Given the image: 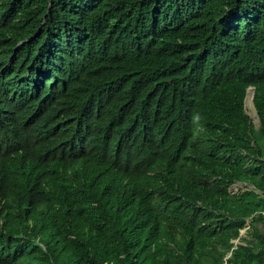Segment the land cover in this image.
I'll use <instances>...</instances> for the list:
<instances>
[{
    "label": "trees",
    "instance_id": "1",
    "mask_svg": "<svg viewBox=\"0 0 264 264\" xmlns=\"http://www.w3.org/2000/svg\"><path fill=\"white\" fill-rule=\"evenodd\" d=\"M229 254L264 264V0H0V264Z\"/></svg>",
    "mask_w": 264,
    "mask_h": 264
},
{
    "label": "rangeland",
    "instance_id": "2",
    "mask_svg": "<svg viewBox=\"0 0 264 264\" xmlns=\"http://www.w3.org/2000/svg\"><path fill=\"white\" fill-rule=\"evenodd\" d=\"M246 111L250 115L252 122L254 123L256 128H258L260 122H259L257 112L255 110L253 103L251 104V103L247 102V100H246Z\"/></svg>",
    "mask_w": 264,
    "mask_h": 264
},
{
    "label": "clouds",
    "instance_id": "3",
    "mask_svg": "<svg viewBox=\"0 0 264 264\" xmlns=\"http://www.w3.org/2000/svg\"><path fill=\"white\" fill-rule=\"evenodd\" d=\"M253 90V91H255L253 88H250L248 91H250V90ZM18 91V90H17ZM56 96L54 95V98H55ZM40 104H41V102H40ZM45 105V104H44ZM11 115H12V118L14 119V121H12V122H19V123H21V124H23V125H25V126H32V122L30 121V120H28V121H25V122H21V121H19V120H17L16 118H15V116H14V112H12L11 113Z\"/></svg>",
    "mask_w": 264,
    "mask_h": 264
},
{
    "label": "bare ground",
    "instance_id": "4",
    "mask_svg": "<svg viewBox=\"0 0 264 264\" xmlns=\"http://www.w3.org/2000/svg\"><path fill=\"white\" fill-rule=\"evenodd\" d=\"M237 244H238V240L236 241V246H235V248H237ZM231 256V254H229V256L224 260V264H226V262H227V259L229 258Z\"/></svg>",
    "mask_w": 264,
    "mask_h": 264
}]
</instances>
